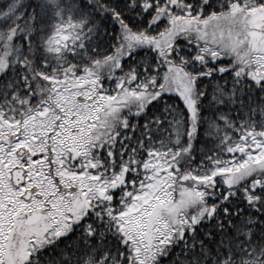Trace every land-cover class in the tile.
<instances>
[{"label":"snow or ice","instance_id":"6c2138e0","mask_svg":"<svg viewBox=\"0 0 264 264\" xmlns=\"http://www.w3.org/2000/svg\"><path fill=\"white\" fill-rule=\"evenodd\" d=\"M0 264H264V0H0Z\"/></svg>","mask_w":264,"mask_h":264}]
</instances>
